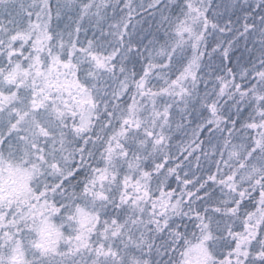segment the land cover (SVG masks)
<instances>
[{
	"label": "snow or ice",
	"instance_id": "obj_1",
	"mask_svg": "<svg viewBox=\"0 0 264 264\" xmlns=\"http://www.w3.org/2000/svg\"><path fill=\"white\" fill-rule=\"evenodd\" d=\"M0 264H264V0H0Z\"/></svg>",
	"mask_w": 264,
	"mask_h": 264
}]
</instances>
